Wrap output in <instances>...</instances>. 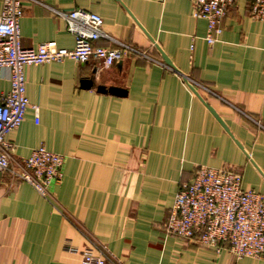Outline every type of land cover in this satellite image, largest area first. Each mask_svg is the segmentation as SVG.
<instances>
[{
    "label": "crops",
    "instance_id": "0c3cea01",
    "mask_svg": "<svg viewBox=\"0 0 264 264\" xmlns=\"http://www.w3.org/2000/svg\"><path fill=\"white\" fill-rule=\"evenodd\" d=\"M23 5L25 47L54 40L73 48L58 11L82 8L104 18L98 45L137 53L110 67L73 59L26 66L39 121L29 107L7 135L16 146L12 163L44 145L65 157V176L47 199L0 172V264H80L90 244L118 264H264L165 231L181 185L200 165L234 167L244 189L264 194V20L251 17L249 0L229 8L213 45L191 0ZM101 85L123 90L103 92Z\"/></svg>",
    "mask_w": 264,
    "mask_h": 264
},
{
    "label": "built area",
    "instance_id": "2783aa9c",
    "mask_svg": "<svg viewBox=\"0 0 264 264\" xmlns=\"http://www.w3.org/2000/svg\"><path fill=\"white\" fill-rule=\"evenodd\" d=\"M193 14L207 20L205 39L215 44L223 30L229 8L237 0H191ZM251 17L264 20V0H249ZM25 14L23 0H2L0 13V172L10 171L29 183L43 197H53V188L65 176V157L44 145L35 147L22 161L13 164L16 150L7 135L17 130L33 107L39 121L40 106L32 104L26 92L25 68L51 61L73 59L80 63L96 61L110 67L126 55L137 53L133 47L118 48L98 45L106 36L104 18L92 11L78 8L58 14L74 36L69 49L57 41H43L37 47L22 44L21 19ZM10 89L4 91L1 82ZM243 173L231 166L197 167L194 179L181 185L173 208L165 223V231L181 239L194 240L204 247L220 252L225 247L236 259H264V194L253 188L244 189ZM80 264H118L95 244L84 247Z\"/></svg>",
    "mask_w": 264,
    "mask_h": 264
},
{
    "label": "water",
    "instance_id": "95a60500",
    "mask_svg": "<svg viewBox=\"0 0 264 264\" xmlns=\"http://www.w3.org/2000/svg\"><path fill=\"white\" fill-rule=\"evenodd\" d=\"M164 61L168 64V65H172L170 59L166 56L163 55ZM99 90L103 91V92H112V93H121L122 92V88L119 87H106L104 85L99 86ZM211 111L219 118V120L225 125V123L223 122V120L221 119V117L218 115V113L215 111V109L213 107H210ZM226 126V125H225Z\"/></svg>",
    "mask_w": 264,
    "mask_h": 264
}]
</instances>
